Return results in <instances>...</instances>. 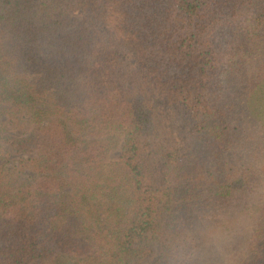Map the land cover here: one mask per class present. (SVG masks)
I'll return each instance as SVG.
<instances>
[{
  "label": "trees",
  "instance_id": "obj_1",
  "mask_svg": "<svg viewBox=\"0 0 264 264\" xmlns=\"http://www.w3.org/2000/svg\"><path fill=\"white\" fill-rule=\"evenodd\" d=\"M0 113V264H203L253 193L264 264V0H0Z\"/></svg>",
  "mask_w": 264,
  "mask_h": 264
},
{
  "label": "rangeland",
  "instance_id": "obj_2",
  "mask_svg": "<svg viewBox=\"0 0 264 264\" xmlns=\"http://www.w3.org/2000/svg\"><path fill=\"white\" fill-rule=\"evenodd\" d=\"M43 105L39 103V106L49 109L48 100ZM154 107L158 111L161 110L162 104L159 99L155 100ZM6 122L7 116L0 113V124L4 125ZM31 128L32 126L28 125L27 129H18L8 133L22 136L28 133ZM179 130L180 127L173 120H168L165 122L163 130L164 137L168 142L175 141L178 138ZM5 132L6 130L0 128V135ZM4 153L0 148V169L4 174L13 177L16 182L25 181L29 178L33 179L36 176L32 168L34 155ZM119 156L120 151H117L111 154L107 161H118ZM258 198L257 193L250 194L245 200L247 207L236 210L229 217H225L223 212H220V218L224 221L215 229V237L209 240V249L203 256V264H246L249 255L250 236L257 225L254 209L258 204Z\"/></svg>",
  "mask_w": 264,
  "mask_h": 264
}]
</instances>
